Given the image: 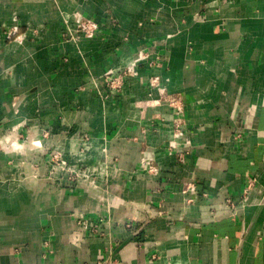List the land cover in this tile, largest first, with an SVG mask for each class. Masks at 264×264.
I'll use <instances>...</instances> for the list:
<instances>
[{"label":"crops","instance_id":"crops-1","mask_svg":"<svg viewBox=\"0 0 264 264\" xmlns=\"http://www.w3.org/2000/svg\"><path fill=\"white\" fill-rule=\"evenodd\" d=\"M0 264H264V0H0Z\"/></svg>","mask_w":264,"mask_h":264},{"label":"built area","instance_id":"built-area-1","mask_svg":"<svg viewBox=\"0 0 264 264\" xmlns=\"http://www.w3.org/2000/svg\"><path fill=\"white\" fill-rule=\"evenodd\" d=\"M98 28V24L96 22H85L80 24V29L85 33V34H92L96 29ZM170 146L174 147V142H170ZM53 160L52 163L54 164V167H58L59 165L65 163L60 155L58 153H53L52 155Z\"/></svg>","mask_w":264,"mask_h":264}]
</instances>
